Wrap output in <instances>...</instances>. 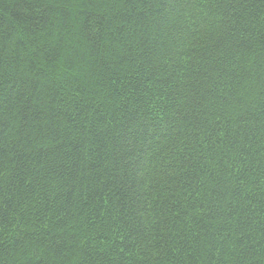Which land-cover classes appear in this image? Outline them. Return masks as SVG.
I'll return each instance as SVG.
<instances>
[{"label": "trees", "instance_id": "obj_1", "mask_svg": "<svg viewBox=\"0 0 264 264\" xmlns=\"http://www.w3.org/2000/svg\"><path fill=\"white\" fill-rule=\"evenodd\" d=\"M0 264H264V0H0Z\"/></svg>", "mask_w": 264, "mask_h": 264}]
</instances>
